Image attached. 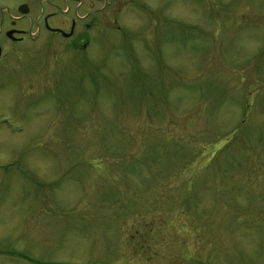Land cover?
<instances>
[{"label": "rangeland", "instance_id": "1", "mask_svg": "<svg viewBox=\"0 0 264 264\" xmlns=\"http://www.w3.org/2000/svg\"><path fill=\"white\" fill-rule=\"evenodd\" d=\"M117 2L0 0V264H264V0Z\"/></svg>", "mask_w": 264, "mask_h": 264}, {"label": "flooded vegetation", "instance_id": "2", "mask_svg": "<svg viewBox=\"0 0 264 264\" xmlns=\"http://www.w3.org/2000/svg\"><path fill=\"white\" fill-rule=\"evenodd\" d=\"M65 1V0H64ZM129 3V0H119V3L117 2V5L120 4L122 6L115 7L114 9H111V11L107 12L104 18H102L104 25H108V23H113L115 26H118L119 23V13L124 12V7L126 4ZM25 4V3H24ZM22 5V4H21ZM20 6H18L17 10L19 13V17L9 16L10 22L6 24V27H3V25L0 27V63L3 66V69H8L11 67L13 60V55L17 53L16 59L21 60L22 56L24 54H31V57H33V45H35L37 42L42 41L41 37L46 31L50 35L53 36L52 39H49L48 41L52 44L48 48L49 50L54 48L56 44L55 42H58L55 40V37H60L63 41L71 42V44H65L63 45V50H69V47H72L74 50H79L80 48H86V45L89 44L91 36L87 30H79L80 24L79 21L83 20L84 17H78V18H72L71 22L69 20H64L66 22L70 23V28L67 29V23H64L63 20H61V16L58 15L57 12H50L44 17L40 16V20H43L42 22H39L36 31H33V11L30 14L31 10L29 7L28 14H21L19 12ZM60 7L58 4L56 5V8L59 9ZM108 8V6H107ZM111 8V7H110ZM4 12L10 13L14 10H9L8 8H4ZM27 18V19H26ZM31 20L30 26L28 28H21L20 22L24 20ZM52 19V20H51ZM113 19V20H112ZM54 21V22H53ZM95 25L94 23L92 26ZM88 28H91V24H86ZM77 31H80L81 33H77ZM9 33H11L9 35ZM34 43V44H33ZM32 44V45H31ZM18 45H22V47L18 48ZM57 47V46H56ZM37 49V48H36ZM34 48V52H35ZM16 52V53H15ZM21 54V55H20ZM17 61V62H18ZM3 123H6V118H1Z\"/></svg>", "mask_w": 264, "mask_h": 264}, {"label": "water", "instance_id": "3", "mask_svg": "<svg viewBox=\"0 0 264 264\" xmlns=\"http://www.w3.org/2000/svg\"><path fill=\"white\" fill-rule=\"evenodd\" d=\"M19 12L21 13V14H28V12H29V7L27 6V5H22L21 7H20V9H19ZM11 33H9V35H10Z\"/></svg>", "mask_w": 264, "mask_h": 264}]
</instances>
